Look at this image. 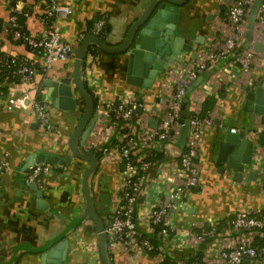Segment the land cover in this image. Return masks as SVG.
<instances>
[{"label": "crops", "instance_id": "0c3cea01", "mask_svg": "<svg viewBox=\"0 0 264 264\" xmlns=\"http://www.w3.org/2000/svg\"><path fill=\"white\" fill-rule=\"evenodd\" d=\"M153 1L63 0L73 7V13L60 20L62 39L73 45L74 53L67 60L54 62L46 70L39 67L34 83H0V161L5 163L0 169V264H45L42 254L62 239L68 241L64 264H104L99 225L105 227L112 219L119 203L125 167L114 158H101L98 149L119 142L120 131L97 121L85 145H81L78 138V148L98 159L96 168L89 173L92 163L77 158L70 147L71 136L86 113V102L73 80L76 109L56 107L49 99L47 84L49 80L61 77L74 78L76 51L81 44L78 36L101 15L107 19L108 49L89 43L79 72L81 83L95 105L121 95L134 96L154 112L153 116L142 113V120L143 126L155 134L168 113L169 99L183 71L205 61L208 75L190 94L188 108L190 113L207 114L213 120L212 125L203 130L198 155L202 184L183 194L171 211V221L177 231L165 238L161 249L165 259L158 263L151 253L128 250L116 244L107 245L109 264H173V260L180 257L218 264V250L236 245L239 238L236 234L228 238L218 234L199 239L200 229L196 223H205L209 228L213 220L242 210L264 211V146L257 148L255 164L243 173L241 181L233 178L232 170L222 172L221 164L217 162L219 144L226 130L239 131L246 125L242 111L244 88L264 76V50L257 52L251 70L246 72L233 61L234 57L212 61L209 58L212 46L223 45L228 35L234 32L226 20L227 7L232 0H161L179 7L177 34L184 36L185 42L193 46L196 57L185 53L183 59L187 64L175 62L150 88L131 85L127 81V56L118 47L124 42L130 26ZM31 2L0 0V19H3L0 54L25 56L41 65L42 57L12 41L5 31L12 7L31 10ZM24 22L34 32L41 27L35 16ZM256 26L252 47L257 42L264 45V31ZM246 30L247 27L244 34ZM17 97L24 98V106L9 111L6 108L9 100ZM34 101L47 105L52 125L50 132L41 128L30 115L29 107ZM141 131V127L135 126L134 154L147 158L151 164L142 174L135 222L144 235L157 239L148 223L150 211L168 202L169 194L182 187L185 177L178 143L168 145L165 151L160 150L144 144ZM34 153H53L70 160L55 173L44 177L42 184L38 185L40 193L25 183L28 170L23 171L26 159ZM254 168L259 172L257 180L248 177V171ZM88 196L95 218L86 216ZM242 239L253 245H262L264 230H256ZM243 264H264V261L246 260Z\"/></svg>", "mask_w": 264, "mask_h": 264}, {"label": "built area", "instance_id": "2783aa9c", "mask_svg": "<svg viewBox=\"0 0 264 264\" xmlns=\"http://www.w3.org/2000/svg\"><path fill=\"white\" fill-rule=\"evenodd\" d=\"M255 0H232L227 7L226 20L234 32L228 35L221 46L213 45L209 55L210 60L217 61L234 57L233 61L242 71L251 70L257 51L251 46H244V29L247 27L248 16ZM32 9L14 6L11 9L5 31L14 42L21 43L31 53L42 57L41 65L34 59L21 56L0 54V83L30 82L34 83V76L39 67L46 70L58 60H67L73 53L74 47L62 39L60 20L66 19L73 13V7L63 0H32ZM35 16L41 23L38 32L31 31L24 20ZM107 19L99 16L88 29L82 30L78 36L81 43L87 36L93 35L103 41L107 39ZM256 27L264 31V3L257 13ZM239 51V53L237 52ZM205 61L193 64L184 70L175 84V91L169 99L167 115L162 119L155 134L143 126L142 113L153 116L154 112L145 107L134 96H119L107 103L98 102L95 109L98 120L105 127L120 131L119 142L101 146L98 149L101 158L111 157L122 163L124 180L119 192V203L116 206L112 219L105 231L107 245H122L128 250L146 252L154 255L156 262L161 263L165 256L162 246L167 236L177 231V226L171 221V211L185 193L200 187L202 184V168L198 162L200 146L203 141L204 128L212 125V118L199 113H190L186 118L187 133L183 145L178 143L183 123L180 122L183 113L184 99L188 87L201 73L205 71ZM24 106V98H11L7 105L9 111ZM41 128L50 132V112L44 102L34 101L29 107ZM135 126L142 128L141 135L144 144L164 150L170 144L180 146L179 158L184 173V182L180 189L169 194V201L151 209L148 223L152 227L155 239L144 235L135 222L136 203L141 188L143 171L151 164L145 157L136 156L133 150V134ZM235 131V129H234ZM165 151V150H164ZM5 163L0 161V169ZM62 164L39 163L30 167L25 178L28 185H41L44 177L53 174ZM200 229L199 239L215 237L218 234L228 238L236 234L239 241L232 247L220 248L217 252L218 264H243L244 261H264V244L253 245L242 239L256 230H264V211L242 210L223 219L210 222L209 228L205 223H196ZM213 259L215 256L209 253ZM173 264H205L200 259L176 258Z\"/></svg>", "mask_w": 264, "mask_h": 264}, {"label": "water", "instance_id": "95a60500", "mask_svg": "<svg viewBox=\"0 0 264 264\" xmlns=\"http://www.w3.org/2000/svg\"><path fill=\"white\" fill-rule=\"evenodd\" d=\"M262 3H264V0H255L250 10L247 30L244 34L245 47L247 48L251 47L257 13ZM179 10V7L173 2L168 3L167 1L155 0L130 26L124 42L118 47L119 51L124 52L127 56L126 68L129 84L150 88L154 81L175 62L182 63L185 66L187 64L183 59L185 53L189 52L192 57H196L193 46L185 42L184 36L177 34ZM2 20L0 19V26L2 25ZM89 43L97 44L106 50L108 49L106 41L93 35L87 36L76 51L77 62L74 78L61 77L54 81L49 80L47 84L50 87L49 99L54 102L56 107L67 110L76 109L77 100L74 96L73 80L76 88L80 90V94L86 102V113L71 136L70 147L77 158L92 163L90 173L96 168L98 159L94 155L81 151L76 144L78 138H80V144L85 145L98 120L95 104L84 89L79 75L80 66ZM253 48L257 52H263L264 45L257 42L254 43ZM207 75V71L201 73L187 89L182 118L180 119V122L183 123L178 139L180 145H183L187 133V125L185 123L188 116L190 94L204 81ZM244 90L242 111L245 115L246 125L239 131H234L232 128L226 130L220 141L217 157V162L221 164V171L232 170L233 178L237 181H241L243 173L248 170L249 166L255 164L254 156L257 148L264 146V76L258 80H254ZM39 163L65 165L70 163V160L53 153H34L26 159L23 171L26 172L30 167H34ZM258 173L256 168L249 170V179L257 180ZM262 182L264 187V178ZM32 187L40 193L37 184H32ZM42 202L43 200L40 199V203ZM87 215L95 218L89 196L87 197ZM106 227L107 225L105 227L99 225L104 264H109ZM67 249L68 241L62 239L42 254V261L45 264H64ZM51 258H54V260L51 261Z\"/></svg>", "mask_w": 264, "mask_h": 264}, {"label": "trees", "instance_id": "16d2710c", "mask_svg": "<svg viewBox=\"0 0 264 264\" xmlns=\"http://www.w3.org/2000/svg\"><path fill=\"white\" fill-rule=\"evenodd\" d=\"M107 31H108V28H107ZM239 52V51H237ZM203 116H207V114H202ZM154 242H157V240L155 239Z\"/></svg>", "mask_w": 264, "mask_h": 264}]
</instances>
